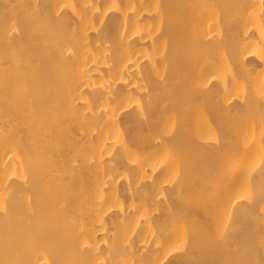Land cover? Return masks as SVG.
I'll return each instance as SVG.
<instances>
[{"label":"bare ground","instance_id":"bare-ground-1","mask_svg":"<svg viewBox=\"0 0 264 264\" xmlns=\"http://www.w3.org/2000/svg\"><path fill=\"white\" fill-rule=\"evenodd\" d=\"M0 264H264V0H0Z\"/></svg>","mask_w":264,"mask_h":264}]
</instances>
